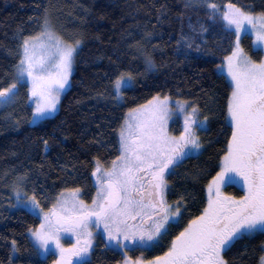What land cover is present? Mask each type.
<instances>
[{
  "label": "snow or ice",
  "instance_id": "6c2138e0",
  "mask_svg": "<svg viewBox=\"0 0 264 264\" xmlns=\"http://www.w3.org/2000/svg\"><path fill=\"white\" fill-rule=\"evenodd\" d=\"M185 7H204L211 26L235 38L230 54L217 64L228 88L222 112L229 134L218 157V171L205 185L206 200L162 254L152 258L128 255L138 248L159 246L169 235V226H179L184 220L186 198L180 195L169 203L168 177L185 159L201 152L198 132L206 131L209 121L196 101L179 98V89L175 98L157 92L128 108L116 131L115 159L105 166L99 157L94 158L91 203L81 199V188L73 187L60 191L45 208L35 188L31 194L25 190L27 172L9 186L13 206L26 209L39 221L27 229L33 249L37 254L56 255L53 264H73L74 257L75 264H91L89 257L98 237L106 248L122 253L120 264H236L235 258H229L236 243L257 233L264 235V58L253 59L241 46L242 34L254 36L253 49L264 52V11L257 14L232 2L220 6L213 0H186ZM200 31L209 28L201 25ZM152 36L146 32L143 40L150 43ZM177 43L192 48L194 41L181 32ZM82 44L79 35L59 34L45 10L36 34L25 36L20 30L18 61L11 82L0 86V107L14 103L19 89L27 87L29 103L34 105L28 123L57 113ZM196 50H200L198 45ZM144 62L149 70L155 69L150 55L145 54ZM135 79L131 72H118L106 88L108 97L121 103L123 90L132 88ZM96 95L104 97L105 92ZM176 114L183 117L178 134L168 126ZM42 143L47 152L49 141L42 139ZM234 183L245 189L239 198L225 194L224 189ZM65 237L74 238L68 247L62 242ZM11 248L13 253L18 251L15 240ZM260 250L264 252V245ZM258 264H264V255Z\"/></svg>",
  "mask_w": 264,
  "mask_h": 264
},
{
  "label": "trees",
  "instance_id": "16d2710c",
  "mask_svg": "<svg viewBox=\"0 0 264 264\" xmlns=\"http://www.w3.org/2000/svg\"><path fill=\"white\" fill-rule=\"evenodd\" d=\"M185 2L0 0V86H7L12 80L20 30L25 36L36 34L45 10L59 34L66 38L79 35L83 40L70 87L60 98L54 116L16 129L22 114L30 112L29 106L20 102L23 91L15 107L17 112L0 110V264H52L55 260L54 254L40 255L33 249L27 229L38 225L37 217L26 209L11 207L15 199L9 186L15 177L28 173L25 190L31 194L35 188L45 208L65 188H81L83 199L90 201L95 195L91 175L94 158L99 157L105 166L115 159L116 131L128 108L144 103L157 92L170 93L175 98L179 89V98L196 101L209 121L207 130L198 132L203 142L201 152L185 159L168 177L171 189L168 201L172 203L180 195L186 198L188 211L184 220L179 226L174 223L169 226V235L159 246L150 250L138 248L128 254L133 257L143 254L146 258L162 254L187 219L202 207L201 202L206 200L205 185L218 171V157L229 134L222 112L228 88L217 64L230 54L228 50L235 38L218 26L213 28L204 7L186 8ZM213 2L220 6L232 2L257 14L264 11V0ZM201 25L209 31H200ZM146 32L153 33L150 43L143 40ZM181 32L192 37V48L178 45ZM241 46L253 59L263 58V52L256 53L253 49L250 35L242 34ZM145 54L152 57L155 69L147 68ZM118 72H131L136 77L132 88L123 90V101L119 104L106 91ZM97 92H105V96L97 97ZM7 116L16 118V122L13 124ZM42 139L49 141L47 152ZM224 190L235 196L243 195L235 184ZM12 240L17 242L15 253ZM262 245L264 235L259 233L243 238L232 248L229 258H235L236 264H258L259 256L264 255ZM89 258L91 264H119L122 253L106 248L98 237Z\"/></svg>",
  "mask_w": 264,
  "mask_h": 264
},
{
  "label": "rangeland",
  "instance_id": "374dc122",
  "mask_svg": "<svg viewBox=\"0 0 264 264\" xmlns=\"http://www.w3.org/2000/svg\"><path fill=\"white\" fill-rule=\"evenodd\" d=\"M252 37V40H254V36H251ZM263 58H264V52H263ZM134 83V82H133ZM69 87L66 88V90L62 93V95L68 90ZM21 91H23V96L21 97L20 99V102L22 105H27L29 106V109H30V112L29 113H24L22 114V118H19V122L15 127L16 129H20L22 127L23 124H28V125H35V124H38L41 120H38L35 124H30L28 123V121H30L32 119V110L34 108V105H31L29 103V100H28V90H27V87H23V89L21 90V88L19 89V95L15 98V102L12 103V104H9L7 106H4V107H0V110H4L6 109V112L9 113V110L11 109L13 112L16 111L17 112V108L16 105L18 104V100H19V96L21 95ZM61 95V97H62ZM60 97V98H61ZM21 112V111H20ZM7 113V114H8ZM22 113V112H21ZM56 114V113H55ZM54 114V115H55ZM54 115H51V116H48V117H52ZM8 120L11 121L13 124L16 122V118H12L10 119L8 116H7ZM182 125H183V117L179 114H176L174 115L170 120H169V129L174 133V134H178L179 131L181 130L182 128ZM94 179V183H95V178L93 177ZM235 185H237L238 187H240L243 191V195H244V192H245V189L243 188L242 184L240 183H234ZM225 191V190H224ZM225 194L227 195H232V196H235L234 194H231V193H226L225 191ZM237 198L241 197V196H235ZM15 199V198H14ZM81 199H83V196L81 194ZM87 203H91V200L90 201H86ZM170 203V202H169ZM15 205V204H14ZM12 208H14V206H11ZM16 208V207H15ZM38 226V225H37ZM93 231L95 232V229H93ZM96 241V240H95ZM64 244H65V247H68L70 246V243H73L74 242V238L72 237H65V239L62 241ZM95 243V242H94ZM40 255H44V254H40ZM129 255V254H128ZM55 259H57V256L55 255ZM76 262V258L74 257L73 258V264H75ZM53 264V263H52ZM120 264V263H119Z\"/></svg>",
  "mask_w": 264,
  "mask_h": 264
}]
</instances>
